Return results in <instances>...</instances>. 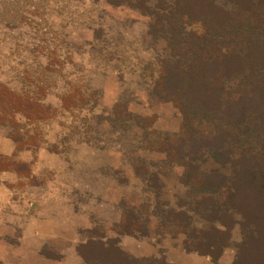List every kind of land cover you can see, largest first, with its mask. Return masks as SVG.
Masks as SVG:
<instances>
[{
  "label": "rangeland",
  "instance_id": "rangeland-1",
  "mask_svg": "<svg viewBox=\"0 0 264 264\" xmlns=\"http://www.w3.org/2000/svg\"><path fill=\"white\" fill-rule=\"evenodd\" d=\"M181 1L176 7L177 0H0V89L50 109L35 122L20 114L14 126L0 122V171H11L5 181L17 189L0 192V220L7 224L0 225L7 231L0 235V253L7 261L21 257L19 248L32 264L28 250L41 247V257L52 264H87L77 248L94 243L87 250L92 264H127L111 246L127 261L142 263L264 264V194L253 191L264 174V90L245 117L224 107L218 121L194 123L189 142L180 147L182 161L171 162L159 151L160 142L178 136L183 125L179 108L157 89L162 66L177 63L169 43L170 11L190 17L173 23L184 38L205 36L226 50L236 43L207 68L226 90L244 69L242 79L264 78V45L255 48L257 59L247 57L241 42L247 27L238 37L233 28L222 30L248 15L249 0ZM259 28L250 33L261 40L264 23ZM239 127L235 146L228 132ZM17 134L26 145L13 139ZM190 170V178L198 172L225 177L237 190L225 215L229 238L221 240L216 258L195 251L196 242L186 245L177 228L224 230L205 216L221 197L205 185L192 187ZM125 214L138 230L134 235L123 233Z\"/></svg>",
  "mask_w": 264,
  "mask_h": 264
},
{
  "label": "trees",
  "instance_id": "trees-1",
  "mask_svg": "<svg viewBox=\"0 0 264 264\" xmlns=\"http://www.w3.org/2000/svg\"><path fill=\"white\" fill-rule=\"evenodd\" d=\"M109 1L121 3L124 0ZM180 2L182 1L177 0L175 6H180ZM249 4V13L247 16H245V18L239 19L235 22L231 21L232 24L226 25L222 30L233 28L235 29L234 36L238 37L239 32H246L245 28L247 27L249 34H247L246 39H243L241 42L242 44L247 45L249 48L247 57H256L254 52L255 48L260 45H264V32L260 33V40L259 38H256L254 34L250 33V31H255L256 28L259 30V26L262 27V24L264 23V0H249ZM251 7H256V10L252 9ZM180 13L181 12H177L173 9L169 12V16L166 17L171 26V37L169 39V43L174 55L177 57V60L175 61L177 63L162 66L161 77L157 84V89L161 96L166 100L173 102V104L179 108L183 115V125L179 135L173 138H166L162 140L160 142L161 146L159 148V151L165 153L171 162L176 163L182 161L181 158L183 156V149L180 150V147L185 146L189 142V134L194 129L193 124L199 122L200 118L218 121V113L220 112L218 110H222L224 107H227V110H235L236 118H240L242 116L245 117L248 106L250 110V106L252 105V99L255 100L257 96L261 95L259 93L264 90V78L257 82L251 81L254 77L248 78L246 80L242 79L246 75V69L240 72L241 77L238 76V78L235 80L230 81L231 83L233 82V84L230 87L231 89L228 88V90H226L227 88H225L224 84H222L223 80H221V78L218 76L211 78L207 73L209 72L207 68L215 62H219L220 60L222 61L224 59V52L222 50L232 52L230 50L234 49L236 43L230 44L227 47L228 50H226L225 47L221 48L219 46H214L218 45L216 44V41H209L205 36L200 37L190 33L187 38H184L181 35L182 32L176 30L173 23L177 19H182L184 21L190 19V17L187 14ZM157 28L161 29L160 31H163L164 25L157 23ZM233 55L237 56L234 53ZM255 59H257V57ZM226 62L227 61H225V64ZM262 69L264 70V63L262 65ZM253 90H258V94L253 95L254 93H251ZM0 101H2L4 108V110H2L3 112L0 114V122L2 124L6 120L8 123L11 122V125L14 126V116L17 114L24 116L29 121L35 122L46 119L48 117V113L50 112L49 108H45L34 98L26 95L15 94L7 87H1ZM63 105H65V108L70 106L68 99H66ZM259 116L262 119H259V121L264 132V115L260 114ZM242 131L243 128L239 127L234 130V133H231L230 131L228 132V134L233 136L235 146H237V143H239L240 132L243 133ZM13 139L20 145L25 144V142H23L24 139L19 134L13 136ZM239 151L241 152L243 150ZM263 151L264 149L260 150V152ZM232 153L237 152L232 150ZM243 155V153H239V156ZM173 157H177V159L172 160ZM233 162L236 166V158H233ZM192 171L193 170H190V172L187 174V178H189L188 183L191 186L193 185L194 187L202 188L204 187L203 185H205L209 187V189H211L214 194L216 193V195L221 197L222 202L220 203L214 199V206L212 208L211 216H205L207 219H209V223H212V221L216 219L218 223L224 228V230H219L211 225L200 230L194 228L190 229L189 224H179L177 225V228L181 229L182 233L185 234L187 239L186 245H188V242L191 243V241L193 243L196 242L198 247L196 246L195 251L216 258L219 257L221 253V247H223L222 242L224 243L229 238V230L231 229V226H229L228 222H226L225 217L227 216V210L230 208L229 204L237 194V190L230 181L225 179V177H222V180H217L211 177H205V175L198 172L196 174V178H190L193 175L191 173ZM260 176H263L261 185L253 188V191H258V193L264 194V174H261ZM207 197H205L207 200L209 198H213L212 195ZM206 211H210V209H206ZM213 213H217L216 217L213 215ZM130 225H132V223L130 220H128V215L125 214L122 220V228H124L123 233L134 235L138 230H132ZM246 233L247 232L244 233L245 238H248ZM100 244L102 245L101 247L104 246V244ZM90 245H94V243H90L89 245H81L79 248H77V253L87 264L91 263L87 254V250L89 248L88 246ZM108 245L109 244H107V246ZM111 247L127 264L157 263L155 259L145 261L148 263H142V261H138L136 259H129V261H127L129 257L119 247Z\"/></svg>",
  "mask_w": 264,
  "mask_h": 264
},
{
  "label": "crops",
  "instance_id": "crops-1",
  "mask_svg": "<svg viewBox=\"0 0 264 264\" xmlns=\"http://www.w3.org/2000/svg\"><path fill=\"white\" fill-rule=\"evenodd\" d=\"M10 174H11V171H8V170H2V171H0V192L3 191V190H5V189L7 191H9V192H13L14 190H17V189H14L15 187L9 186V184L6 183L7 181H5L9 177ZM15 176L18 177L17 173L15 174ZM11 181L14 183L17 180L16 179H12ZM2 201L3 200H2V198L0 196V207L1 208H3L2 207L3 205H1V203H3ZM11 206H12V204H11ZM9 221L11 223H13V220H9ZM2 223H4L5 226L7 225L6 224V220H0V225ZM1 226H0V235L1 234H4L5 232H7L6 230H4V228H1ZM9 227L10 228H13V225L10 224ZM17 227H19L18 224H17ZM21 227L24 228V223L23 222L21 223ZM40 249H41V247H40ZM40 249L39 248H34V249H29L28 250V253L31 255V260L30 261L32 262V264H52L53 262L51 260H47V259L45 260V259H43L41 257V254L39 253ZM20 251H22V252H20ZM11 252H12V250H10L9 256H11V254H10ZM17 253L19 254V256L21 255V257H25V250L24 249L20 250L18 248ZM6 256H8V255H6L5 253H0V261H3L4 264H26L24 258L19 257V258L16 259V261L15 260L14 261H7L6 260Z\"/></svg>",
  "mask_w": 264,
  "mask_h": 264
}]
</instances>
